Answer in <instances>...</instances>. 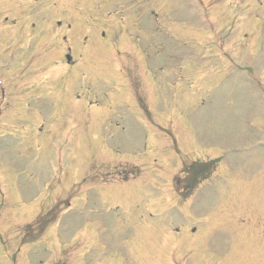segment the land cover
Returning <instances> with one entry per match:
<instances>
[{"label":"rangeland","instance_id":"rangeland-1","mask_svg":"<svg viewBox=\"0 0 264 264\" xmlns=\"http://www.w3.org/2000/svg\"><path fill=\"white\" fill-rule=\"evenodd\" d=\"M203 1L0 0V264H264V0Z\"/></svg>","mask_w":264,"mask_h":264}]
</instances>
